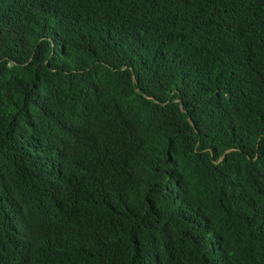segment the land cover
Here are the masks:
<instances>
[{
  "label": "trees",
  "instance_id": "trees-1",
  "mask_svg": "<svg viewBox=\"0 0 264 264\" xmlns=\"http://www.w3.org/2000/svg\"><path fill=\"white\" fill-rule=\"evenodd\" d=\"M0 264H264V0H0Z\"/></svg>",
  "mask_w": 264,
  "mask_h": 264
}]
</instances>
